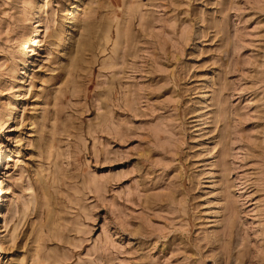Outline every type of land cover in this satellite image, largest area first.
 Listing matches in <instances>:
<instances>
[{"label": "rangeland", "instance_id": "1", "mask_svg": "<svg viewBox=\"0 0 264 264\" xmlns=\"http://www.w3.org/2000/svg\"><path fill=\"white\" fill-rule=\"evenodd\" d=\"M10 104L0 264H264V0H0Z\"/></svg>", "mask_w": 264, "mask_h": 264}, {"label": "bare ground", "instance_id": "2", "mask_svg": "<svg viewBox=\"0 0 264 264\" xmlns=\"http://www.w3.org/2000/svg\"><path fill=\"white\" fill-rule=\"evenodd\" d=\"M82 10V4L75 5L73 9H71L68 13L69 16H73L76 12ZM38 18V12H35L32 14V37L28 38V41L26 43H22L21 50L30 52L32 51V47L34 44H37L40 40L41 31L40 26L37 23L36 19ZM29 37V36H28ZM17 106L15 104H10L6 113V116L2 119L0 123V134L4 133L6 130L9 129L10 125L16 120L17 114H16ZM17 150L13 149L8 154H4L2 151L0 152V166L1 163L4 161H11L16 156Z\"/></svg>", "mask_w": 264, "mask_h": 264}]
</instances>
